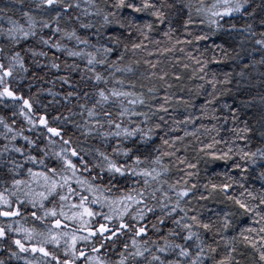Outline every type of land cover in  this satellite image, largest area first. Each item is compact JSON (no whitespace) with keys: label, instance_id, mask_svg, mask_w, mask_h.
<instances>
[{"label":"snow or ice","instance_id":"snow-or-ice-1","mask_svg":"<svg viewBox=\"0 0 264 264\" xmlns=\"http://www.w3.org/2000/svg\"><path fill=\"white\" fill-rule=\"evenodd\" d=\"M0 264H264V0H0Z\"/></svg>","mask_w":264,"mask_h":264},{"label":"trees","instance_id":"trees-1","mask_svg":"<svg viewBox=\"0 0 264 264\" xmlns=\"http://www.w3.org/2000/svg\"><path fill=\"white\" fill-rule=\"evenodd\" d=\"M217 42H219V41H217ZM217 67L219 68V70H222V71H232L234 65H232L231 62H228L227 66H225V65H220V66L213 65V68H217ZM195 83H199V82L197 81V82L191 83L190 86L195 87ZM202 175H204L203 172H202Z\"/></svg>","mask_w":264,"mask_h":264}]
</instances>
